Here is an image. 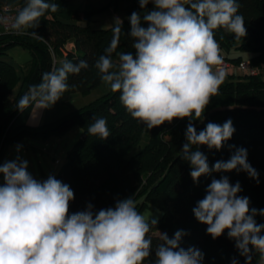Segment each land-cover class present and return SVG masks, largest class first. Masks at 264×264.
I'll use <instances>...</instances> for the list:
<instances>
[{
    "label": "clouds",
    "instance_id": "obj_1",
    "mask_svg": "<svg viewBox=\"0 0 264 264\" xmlns=\"http://www.w3.org/2000/svg\"><path fill=\"white\" fill-rule=\"evenodd\" d=\"M153 9L141 17H129L131 51L113 53L118 46L114 38L104 54L96 60L102 82L114 93L133 119L150 130L176 119H189L182 158L191 165L194 183L213 172L243 171L259 182L258 172L248 162L247 149L236 148L227 161L211 167L207 156L198 148L222 149L235 128L228 119L222 125L209 122L197 132L191 122L203 121L211 98L219 93L226 72L215 30L224 29L240 39L246 35L244 17L237 0H139L141 9ZM59 6L49 0H25L14 17L0 15V25L18 34L39 27L46 12L55 13ZM146 24L147 27L143 26ZM123 22L115 18L114 32L119 34ZM35 35L36 33H32ZM88 63L64 60L59 67L41 75L17 101L19 111L49 109L70 91L69 75H78ZM87 133L106 140L110 136L104 118H93ZM196 146V150L193 147ZM235 147V146H231ZM0 264H202L204 254L195 247H180L187 235L177 230L172 238L159 232L162 243L155 246V260L150 261L153 244L149 233L158 217L146 218L136 209L133 197L117 199L114 207L86 209L70 214L74 192L68 184L49 175L40 181L28 171V161L16 159L0 164ZM237 181L227 176L213 178L206 195L192 209L195 219L207 225L213 239L227 231L235 241L245 264H264V224L255 217L264 209L250 207L248 197ZM232 264H237L236 260Z\"/></svg>",
    "mask_w": 264,
    "mask_h": 264
},
{
    "label": "trees",
    "instance_id": "obj_2",
    "mask_svg": "<svg viewBox=\"0 0 264 264\" xmlns=\"http://www.w3.org/2000/svg\"><path fill=\"white\" fill-rule=\"evenodd\" d=\"M49 2L56 3L58 11L46 12L40 18L38 28L28 29L24 34L13 30L0 32V56L17 46L30 52V58L21 66L20 75L13 64L0 58V158L9 142L24 137L47 138L80 126L82 136L68 151L64 165L55 175L74 192L70 214L85 210L89 203L96 211L114 207L117 199L132 196L137 211L149 205L162 211L156 228L153 227L149 233L153 244L150 261L155 260V246L162 243L159 232L172 238L177 230H183L187 235L182 238L180 247L198 248L204 254L202 264H232L233 260L237 264H245V257L240 255L235 241L228 238L227 231L213 239L206 232L207 225L195 219L192 209L204 198L212 179L222 176H227L232 184L239 181L243 193L238 195L248 197L259 209H264V78L260 74L230 76L221 84L219 93L211 98L203 121H191L199 132L209 122L222 125L231 119L235 132L222 149L210 150L206 145L198 148L207 156L210 167L216 161H227L236 148L247 149L248 162L259 174L258 183L246 172L235 170L213 172L209 176H201L199 182L194 183L190 176L191 165L182 158L189 119L166 130L160 131V126L148 130L142 122L131 117L120 101V93L111 89L52 122L16 124L15 118L21 112L17 101L29 85L40 82L42 73L59 67L64 60L73 63L84 60L88 63V68L82 69L78 75H69L68 83L74 87H70L65 94L87 93L101 85L103 82L94 67L96 60L114 38L118 39L114 60L120 52L131 51L134 55L132 41L127 37L130 31L128 17L134 11L143 17L154 7L149 3L146 9H141L139 0H126L128 16L121 20L123 25L117 34L114 32L115 25L93 27L91 11L74 8L67 0ZM237 2L240 5L239 14L244 17L246 35L235 39L233 34L222 28L215 30L220 55L237 64L244 57L233 56V50L253 51L254 55L246 58L262 67L264 0ZM3 4L23 7L25 0H0V6ZM143 26L147 27L146 24ZM67 42L73 43V47L68 48ZM17 82L18 87L13 94L12 88ZM93 118L106 120L110 132L106 140L88 135L87 129ZM257 223L264 224V216L259 215ZM252 256V264H258V254L253 252Z\"/></svg>",
    "mask_w": 264,
    "mask_h": 264
},
{
    "label": "rangeland",
    "instance_id": "obj_3",
    "mask_svg": "<svg viewBox=\"0 0 264 264\" xmlns=\"http://www.w3.org/2000/svg\"><path fill=\"white\" fill-rule=\"evenodd\" d=\"M67 1L74 8L91 11L92 25L96 28H108L115 25V18L118 17L120 20H123L128 16L126 0ZM17 6V11L22 8L20 5ZM72 44L73 43L67 42L68 48H72ZM232 55H242L245 58L253 56L254 52L235 49L232 51ZM0 58L13 64L16 67L18 75H20L21 66L30 58V52L21 46H17L11 48L5 55L0 56ZM233 65L234 67L232 69L223 68L226 72L225 79H228L232 75L237 77L244 75V73L238 69L235 63ZM260 75L264 78V69H262ZM18 84L19 83L17 82L13 86V94H15ZM109 90L110 86L103 82L101 85L93 88L87 93L75 92L64 94V96L59 101H57L54 106L47 109V122H52L70 111L89 104ZM185 119H176L172 123L166 122L160 126V131L169 129L180 123L182 124ZM81 136V127L75 126L63 134H53L47 138L24 137L17 140L16 142H9L4 147L0 158V164H3L5 161L14 160L17 156H20L22 159L28 161V171L32 174V176L37 180L43 181L47 179L49 175L55 176L60 171L66 161L68 151L75 146L76 142ZM135 150H137V148H135ZM2 183V175H0V184ZM240 193H243V191ZM139 201L142 202V198H139ZM250 207L259 210V208L251 201ZM138 212L145 215L146 218H150L151 216H157L160 218L162 216V211L152 205L145 206ZM258 217L259 215L255 217L256 221L258 220Z\"/></svg>",
    "mask_w": 264,
    "mask_h": 264
},
{
    "label": "built area",
    "instance_id": "obj_4",
    "mask_svg": "<svg viewBox=\"0 0 264 264\" xmlns=\"http://www.w3.org/2000/svg\"><path fill=\"white\" fill-rule=\"evenodd\" d=\"M17 8L18 6H12L9 4H3L2 6H0V15H7L10 17H14L15 14L17 13ZM5 31H12L10 28H5L4 26L0 25V32ZM223 64L218 66V67H222V68H227V69H232L234 67V63L226 60L225 58H223ZM236 66L238 67V69L244 73V74H251V75H258L261 73L262 69H264V64L262 65V67L256 65L253 63V61L250 58H243L239 63L236 64Z\"/></svg>",
    "mask_w": 264,
    "mask_h": 264
},
{
    "label": "crops",
    "instance_id": "obj_5",
    "mask_svg": "<svg viewBox=\"0 0 264 264\" xmlns=\"http://www.w3.org/2000/svg\"><path fill=\"white\" fill-rule=\"evenodd\" d=\"M72 47H73V44H72ZM46 112H47V109L38 110L35 113H33L31 109L24 110L23 112H20V114L15 118V123L16 124L25 123V124H30V125H39L42 122H47L48 119H46Z\"/></svg>",
    "mask_w": 264,
    "mask_h": 264
}]
</instances>
